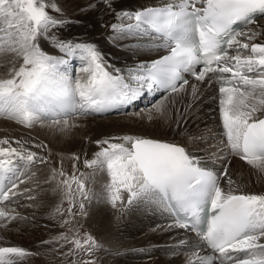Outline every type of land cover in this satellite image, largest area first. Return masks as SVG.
Segmentation results:
<instances>
[{
	"label": "snow or ice",
	"instance_id": "snow-or-ice-1",
	"mask_svg": "<svg viewBox=\"0 0 264 264\" xmlns=\"http://www.w3.org/2000/svg\"><path fill=\"white\" fill-rule=\"evenodd\" d=\"M103 2L118 19L130 21L110 25L116 34L113 39L132 38L134 52L151 44L166 49L167 54L141 59L126 71L114 68L95 43L51 34L66 23L64 18L47 11L51 7L60 12L55 3L0 0V52L22 58L10 78H0V115L27 127L49 121L51 127L64 132L70 129V118L117 109L137 100L145 91L162 88L178 93L189 84L184 73L201 82L208 78L209 83V74H213L220 84L219 112L226 146L250 165L264 170V43H241L238 38L245 34L233 27L238 22L252 23L256 13L264 15V0H164L160 5L135 11H113L115 0ZM255 35L249 32L247 39L252 41ZM44 37L64 56L78 54L84 61L80 71L85 75L73 79L62 70L68 60L44 51L39 42ZM233 48L238 52L250 49L251 54L230 56L229 49ZM197 65H203L202 70L196 71ZM224 74L230 76L225 78ZM162 108L157 104L153 112L160 114ZM123 141H97L100 151L84 161L88 168H106L111 177L106 193L113 205L124 202L120 195L123 191L129 206L176 211L170 227L194 232L202 246L216 254L198 257L203 264H215L217 260L220 264H264V243L259 242L264 238V195L224 191L220 176L201 167L185 147L135 135H125ZM9 143L7 139L0 140V145ZM13 157L28 163L48 162L25 147L0 146L3 201L9 200L10 192L17 195L13 191L17 184L8 190L4 185L6 177L17 170ZM52 171L55 177L57 172ZM59 175L60 184L71 189L64 173ZM221 175L228 177L227 168ZM71 181L77 185L79 208L86 215L85 202L93 197L82 178L73 174ZM0 218L11 220L18 216L0 210ZM72 243L75 249L89 255L94 245L99 246L90 235L83 242L74 238ZM239 253L249 258L240 259ZM9 254L22 258L30 253L22 247H0V264H14L7 258Z\"/></svg>",
	"mask_w": 264,
	"mask_h": 264
},
{
	"label": "bare ground",
	"instance_id": "bare-ground-1",
	"mask_svg": "<svg viewBox=\"0 0 264 264\" xmlns=\"http://www.w3.org/2000/svg\"><path fill=\"white\" fill-rule=\"evenodd\" d=\"M162 3L164 0H115L113 11L121 9L135 11ZM59 4L60 12L49 11V14L57 18H64L66 23L59 29H53L51 34L64 39L95 43L104 54L105 61L114 68L126 71L141 59H156L167 52L166 49L153 47L151 44L134 52L132 38L113 39L116 34L110 25L113 23L126 24L130 21L118 19L107 9L103 0H60ZM255 23L258 27H254ZM245 28L251 29V32H255L257 35L252 41L246 39L241 40V43H264V15L254 18L252 23L239 31L241 32ZM39 42L47 53L68 60V63L62 66V70L70 68V65L75 62L78 65L77 71L80 72V77L85 75L80 71L85 66L84 61L79 58L78 54L73 57L64 56L51 45L48 37L41 38ZM233 49L229 53L230 56L249 55L247 50L238 52ZM21 63L22 58L7 51L0 52V78H10L13 68L18 69ZM232 63L234 64V62ZM209 76L211 83L208 82V78L201 82L197 81L194 75L189 76L188 81H192V84L186 85L184 90L176 94L163 92L164 100H158L162 97H158L162 93L160 88L145 91V96L142 98L143 103L156 101L155 106L163 105L161 113L154 119L143 117L144 111L138 113L135 118L130 116L129 112H126L128 114L119 113L120 115L117 117L98 118V120L81 118V121H77L76 126L69 123L70 129L61 132L58 127H51L48 121L38 122L27 127L7 116L0 115V117H4L0 118V140L7 139L10 142L0 146L18 149L25 147L28 151L35 152L38 157H44L48 161L43 164L38 160L28 163L13 157L17 170L14 174H9L6 177L5 190L8 186L10 189L11 185L15 183L18 187L13 191L17 192V195L12 196L10 192V198L5 202L15 205L18 199L26 194H29L31 198L23 199L25 200L23 202L26 203L23 209H21V205L16 204L13 213L5 212L14 214L18 218L11 220L1 218V231L9 230L8 226L16 223L18 228L10 230L9 236L15 238L13 240L15 243L30 251L29 258L34 259L35 264H50L58 259L61 249L58 241L52 235L56 230H59L57 228L59 223L63 224L65 220L64 218L60 219V212L54 211L51 206L56 200L54 192L56 188H59L56 182L59 177L50 178L52 175H50L49 166L54 167L55 163H66L67 167L69 166L77 134L85 136L79 149L81 159L86 157L91 159L94 153H91L92 151L95 149L96 153L100 151L101 145L97 141L108 139L112 143H124L125 135L141 136L185 147L190 154L197 157L200 166L206 170L224 172L225 162L228 161V170L231 173L225 180L230 177L229 179L239 186L234 187L232 184L231 189L226 192L264 195V170L250 165L236 153L231 154L227 147L219 146L222 142V139L219 138L220 128H223L222 118L219 114V104L212 99L213 97L219 99L221 95H217L212 90L214 87H220V84L217 77L212 74ZM229 76L230 74H224L225 78ZM193 87L196 89L195 95ZM173 95L178 98L173 100L175 97ZM170 100H173L172 105H168ZM132 104L133 102L127 106H132ZM127 106L125 105L124 108L120 106L117 109L124 110ZM113 115H118V113ZM217 118H219L220 125ZM147 120L148 122L152 121L153 128L150 130L144 128L147 125ZM137 121L144 126L138 127ZM156 128L160 131H155ZM179 133H185L187 136L184 137ZM16 141H20V144H17ZM35 166L37 176L35 175V179L31 182L35 188H23L24 181L21 180L25 179L21 177L22 172L30 171ZM226 182L229 183V180ZM110 183L111 177L106 168L104 170L96 168L93 171L86 170V189L93 198L85 202L87 214L81 213L80 215L84 217L83 219L89 220V224L97 233L96 245L99 246H95L93 256L98 261L92 259L94 264H203L198 260V257L207 252V249L197 238H194V241L189 240L187 237H192V235L185 231L187 229L170 227L174 220L168 209L161 210L137 204L129 206L126 203L127 194L123 191L120 195L124 197V202L117 201L113 205L106 193ZM1 202L4 201L0 200V205ZM4 242V236L0 233V247H3ZM126 242L128 243L126 244ZM259 242L264 243V238ZM17 244L12 247H19ZM164 250H169V253L163 254ZM141 254L145 256H137ZM13 255L9 254L7 258L16 260ZM60 255L62 258L63 251ZM237 255L240 259L249 258L243 253ZM50 257L53 258L50 259ZM219 263L218 260L215 261V264Z\"/></svg>",
	"mask_w": 264,
	"mask_h": 264
},
{
	"label": "rangeland",
	"instance_id": "rangeland-1",
	"mask_svg": "<svg viewBox=\"0 0 264 264\" xmlns=\"http://www.w3.org/2000/svg\"><path fill=\"white\" fill-rule=\"evenodd\" d=\"M59 1L60 0H45V3H47L49 5L55 3L59 7L60 6ZM47 11L53 12L55 10L52 9L51 7H48ZM261 16H263V15H261ZM256 25L257 24L255 23L254 27H258V25L257 26ZM249 32H251V29H248V28L245 29L244 32H243L245 35L239 37L238 39L243 40V41L246 40L247 39V33H249ZM2 35L3 34L0 33V36H2ZM247 53L251 54L250 49H247ZM77 68H78V65L75 62H73L72 65H70V68H67V69L64 68V71H67L72 76V78L75 79L76 77L80 76V72L77 71L78 70ZM190 84H192V81H190L188 85H190ZM218 89H219V87H214L212 92H215L217 95H221L219 93ZM162 94L163 93H160L158 95V97L162 96ZM144 96H145V94L143 93V95H141L139 97L140 99L138 98L137 100L133 101L132 106L131 107L129 106V107L125 108L124 110H115V111L106 112V113H102V114H94V115H90V116H87V117L70 118L69 123H73L74 126H76L77 123H78L77 121H81V118H89V119H94L95 118V119L98 120V118H102V117L103 118L117 117V116L120 115L119 113H123L124 114L126 112H129V115L133 116L135 118V116L138 113H140L141 111H144V113H145V115H143V117H151L152 119H154L157 115H159V114L153 112V109L155 107L156 101L153 102V103H143L140 100H142V98ZM164 97H165V95H163L158 100H161V99L164 100L165 99ZM173 97H174L173 100L178 98V96H176V95H173ZM219 99H215L213 97L212 101H215V102H217L219 104ZM173 100H170L171 102H169L168 105H172L173 104V102H172ZM153 105H154V107L152 108ZM117 113H118V115H113V114H117ZM126 114H128V113H126ZM0 118H4V117H0ZM144 119L146 120L147 118H144ZM217 119H218V124H219V118H217ZM216 122H217V120H216ZM136 123H139V122L137 121ZM141 126H144V125L139 123L138 127H141ZM144 128L146 130L152 129L153 128L152 121L148 122V120H147V125L144 126ZM155 131L159 132L160 130H158L156 128ZM175 131L177 132V130H175ZM179 134H182L184 137L187 136L185 133H179ZM221 134H220V136H223V137L219 136V138L222 139V142L220 143L219 146L220 147H227L226 146V139L227 138H226L224 129H223V131H221ZM84 139H85V136L83 137V136H79L77 134L76 145L72 149L73 156L70 157V163H69L68 167H67L66 163L65 164L58 163L60 166L57 163H55L54 167L49 166V171L51 172L50 175H52L50 177L51 179L52 178L56 179V177H59L60 180H61V177H60L59 173L62 171L64 173V177L69 180V183L71 185V189H67L62 184H60V180H59V178H57L56 182H57V185H58L59 188H56V191L54 192L55 193V195H54L55 197L54 198L56 200L53 201L51 206H52L54 211H59L60 212V214H61L60 219L64 218L65 221H64L63 224L59 223L60 226L58 225L57 228H59L60 231L56 230L55 233L52 235V237L58 241V245H60L59 247L61 249V252L63 251L64 255L61 258V255H60L61 252H60V254H58L59 255L58 259L54 260L50 264H86V262H89L92 259L93 260L95 259V257L93 256V253L91 255H89L87 253V251H85V250H77V249L74 248V244L72 243L74 238L81 240V239L87 238L90 235L93 238V240L95 241V244H97V242H96L97 233H95L94 229L89 224V220L83 219L84 217L82 215H80L81 214V210L79 208V203L81 202V198H80V195H79V191L77 189V185L71 181V176L73 174L77 175L78 177L82 178L85 181L86 180V170L87 171H93V169H94V168H88L85 165V163H84L85 159H90L89 157L81 159V155H80L79 149L82 146V142H84ZM93 143H94V141H93ZM95 150L91 152V153L94 152L92 154V158H94L95 153L97 151V150L96 151ZM227 150L231 154H233V155L235 154L234 152H231L228 147H227ZM76 157H79V159H76ZM64 165H66V166H64ZM56 167H58V168H56ZM225 168H227L228 174L230 176L231 172H230V170H228V168H229L228 161L225 162ZM53 169H55L56 172H57V175L55 177H53V171H52ZM36 173H37L36 166H35V168L33 167L32 170L28 171L29 175L27 174V171H25V174H23L24 177L22 176V178H24L25 180H21V181H24V183L22 185L23 188H25V187H31L33 189L35 188V185L33 183H31V182L37 176ZM221 177L223 178V180H221V185H222L221 187H222L223 190H225V191L228 190V189L230 190L233 185H234V187H238L239 186V185H236L235 183H233L234 182L233 180H232L231 184L227 183L226 180H229L230 177L228 179H226V180H225V177L223 175H221ZM224 182H226V183H224ZM222 183H224V184H222ZM71 193H74V195H72ZM26 198L29 199V198H31V196L29 194L21 196L18 199L17 203H16L17 205H21V209H23V207L26 206V203L23 202V201H25L23 199H26ZM70 201H71V204H70ZM28 202H30V200H28ZM9 204L10 203L3 202L0 205V210H2L4 212H12L13 213L15 211L16 204L15 205L14 204H10L9 205ZM70 206H71V209H72L71 212H69ZM12 215H14V214H12ZM0 221H1V218H0ZM8 227H9V230L1 231L2 227L0 225V233L4 236V239H5L3 247H12L13 245L17 244V243H15L13 241V240H15V238L12 237V236H9L10 230H14V229L18 228L17 224L13 223V224H11V226H8ZM15 231L17 232L18 230H15ZM64 237H66V239ZM127 243L128 242H126V244ZM17 245L19 247H21L20 244H17ZM94 248H95V245H94ZM28 252H30V251H28ZM162 253L163 254L164 253H169V250L168 251L164 250ZM14 255H13V258L16 259V260L12 259V261H14V264H35L34 259H30L29 258L30 254L27 255V256H24L22 258L21 257H17L16 255L14 256ZM137 256L139 257V256H145V255L141 254V255H137ZM52 258L53 257H50V259H52ZM94 261H96V259Z\"/></svg>",
	"mask_w": 264,
	"mask_h": 264
}]
</instances>
